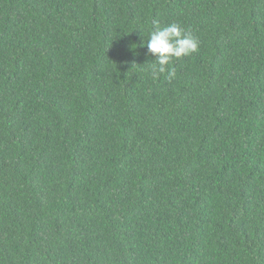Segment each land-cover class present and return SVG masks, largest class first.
<instances>
[{
	"label": "trees",
	"instance_id": "1",
	"mask_svg": "<svg viewBox=\"0 0 264 264\" xmlns=\"http://www.w3.org/2000/svg\"><path fill=\"white\" fill-rule=\"evenodd\" d=\"M0 264H264V0H0Z\"/></svg>",
	"mask_w": 264,
	"mask_h": 264
},
{
	"label": "clouds",
	"instance_id": "2",
	"mask_svg": "<svg viewBox=\"0 0 264 264\" xmlns=\"http://www.w3.org/2000/svg\"><path fill=\"white\" fill-rule=\"evenodd\" d=\"M199 39L179 23H170L163 27L157 25L147 38L146 47L154 60L148 61L150 75L155 79L163 74L171 81L176 78V70L172 67L174 60L191 56L198 52Z\"/></svg>",
	"mask_w": 264,
	"mask_h": 264
}]
</instances>
